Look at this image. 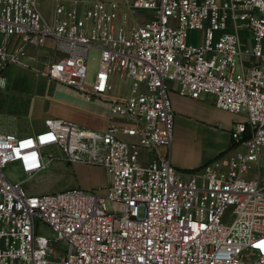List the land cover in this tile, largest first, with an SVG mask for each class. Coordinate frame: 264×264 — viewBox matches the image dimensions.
Listing matches in <instances>:
<instances>
[{"label": "built area", "instance_id": "built-area-1", "mask_svg": "<svg viewBox=\"0 0 264 264\" xmlns=\"http://www.w3.org/2000/svg\"><path fill=\"white\" fill-rule=\"evenodd\" d=\"M241 30L253 48L242 50ZM49 42L57 59L44 76L106 103L109 123L49 118L34 135L0 132V264H264V0H0V90ZM118 78L128 96L114 94ZM170 82L245 115L225 170L172 165ZM56 161L104 168L105 191L32 194L5 173L35 178Z\"/></svg>", "mask_w": 264, "mask_h": 264}, {"label": "rangeland", "instance_id": "rangeland-1", "mask_svg": "<svg viewBox=\"0 0 264 264\" xmlns=\"http://www.w3.org/2000/svg\"><path fill=\"white\" fill-rule=\"evenodd\" d=\"M44 11L46 13V9ZM49 16L51 17L50 13ZM139 17L142 16L139 15ZM240 35L241 37L247 36L242 30ZM201 38V31L190 30L188 33L190 44L198 45ZM244 43L243 48L251 49L254 46L253 41L248 37H245ZM31 53L35 56L31 69L12 67L6 75L7 81L0 91V132H14L22 136L37 134L44 129L45 120L63 107L70 109L77 119L85 121L88 125L86 126L91 129L99 125L104 126L106 118L99 114L100 111L98 112V100L87 101L83 95L72 93L68 91L69 89L44 76L48 65L57 59L52 49V42L43 47L31 48ZM98 59L99 53L92 52L89 62L90 78H93L97 72ZM129 91H131V85L128 81L116 79L115 93L118 96H128ZM108 123L109 121L107 125ZM71 166L56 161L50 165L48 170L35 178L28 177L15 165L7 166L5 173L12 180L24 183L30 193L40 194L79 187H67L71 183V171L74 168ZM108 180H110L108 174L106 179L101 178L102 183H106L105 185L108 184ZM141 213L143 214V210ZM45 231L51 234L50 230Z\"/></svg>", "mask_w": 264, "mask_h": 264}, {"label": "crops", "instance_id": "crops-1", "mask_svg": "<svg viewBox=\"0 0 264 264\" xmlns=\"http://www.w3.org/2000/svg\"><path fill=\"white\" fill-rule=\"evenodd\" d=\"M242 32L247 34L243 39H245V37L249 38V33L247 31L242 30ZM244 45L245 43L243 46ZM247 49L248 48H242L243 51ZM243 59L248 63L255 60L251 55H244ZM10 69L7 70L6 75H8ZM126 81L130 83L129 80ZM63 87L69 89L68 91L72 93L82 96V94L71 88L66 86ZM167 87L175 114L174 137L171 145L172 165L178 170L185 172L187 176H190V174L194 172L201 173L203 167L210 162H217L220 168L225 170L228 166L229 158L234 153V149L231 148V131L233 125L236 122L243 121L245 115L228 112L218 108L214 104L213 98L207 95L199 99L182 96L178 92V84L176 83L170 82L167 84ZM130 93L131 91H129V94ZM114 94L117 95L115 92ZM97 106L98 112L100 111L99 114L106 118V123H104V126L101 127V125H99L94 129H102L109 121V106L101 101L97 102ZM49 118L66 119L85 128H90L87 127L88 125L85 121L77 119L70 109L64 107L56 110L55 113L47 119ZM160 150L162 152L166 151L165 148H160ZM152 157L153 154L149 152H144L143 154L145 162L149 161ZM71 167L74 168L73 171H71V183L67 187L79 186L86 190L105 191L107 185H105V182L102 183L101 181L102 177L106 179L107 176L104 168L80 163L73 164ZM75 174L77 175L75 176ZM78 175L80 177H78ZM255 175L256 169L251 173V176Z\"/></svg>", "mask_w": 264, "mask_h": 264}]
</instances>
